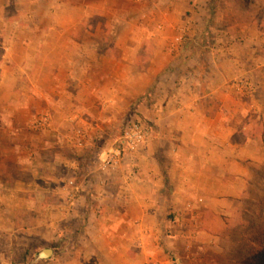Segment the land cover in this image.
Segmentation results:
<instances>
[{
  "label": "crops",
  "instance_id": "obj_1",
  "mask_svg": "<svg viewBox=\"0 0 264 264\" xmlns=\"http://www.w3.org/2000/svg\"><path fill=\"white\" fill-rule=\"evenodd\" d=\"M246 2L248 21L224 32L240 37L239 42L216 38L207 44L202 37L182 52V46L172 45L174 28H168L178 6L191 10L187 0H167V47L138 41L139 30L154 37L162 26L156 11L141 8L145 0H0V264H13L20 245L30 252L44 232H55L60 212L86 194L113 192L115 210L122 212L116 219L131 222L120 225L128 231L117 233L118 239L97 235L95 246L100 238L104 243L91 253L104 259L109 252L126 258L124 241L137 247L136 232L156 228L157 202L165 201L172 215L187 219L186 227L232 208L245 193L252 166L264 160V0ZM12 3L21 8L10 19L14 26H8ZM113 32L116 41L107 43ZM29 67L36 68L32 76ZM25 82L33 84L19 90ZM151 88L153 107L160 108L143 112L164 117L167 170L152 153L147 155L146 147L157 148L151 138L136 153V174L118 167L106 170L119 176L117 181L94 171L85 181L77 167L86 149L74 145V119L89 114L112 121L109 115L125 113V100ZM42 102L51 103L53 121L34 129L31 116L41 111ZM69 180L76 184L74 197Z\"/></svg>",
  "mask_w": 264,
  "mask_h": 264
},
{
  "label": "rangeland",
  "instance_id": "obj_2",
  "mask_svg": "<svg viewBox=\"0 0 264 264\" xmlns=\"http://www.w3.org/2000/svg\"><path fill=\"white\" fill-rule=\"evenodd\" d=\"M187 1V7L191 10L184 11V6H178V10L175 12L177 14V19L173 20L172 27H169L170 29L168 28V31L174 28V31L172 32L174 33L173 36L176 35V39L173 38L172 40V45L174 47L179 49V47L182 46L183 52L185 51L183 46L194 47L201 42L202 37L207 44L213 42V40L216 41V38L219 39L218 42L220 43H228L231 41L237 43L240 41V37L229 33L224 34V32L228 27L235 28L236 26H242L248 21L249 17L246 16L244 10V6L247 4L246 0H202L203 8H201L202 5L199 0L198 2L196 0ZM145 3V6H141V8H144V10H151L153 14L156 11L157 18L161 19V21H156L162 26L159 28L158 34L154 37H151L150 35L147 36L144 31L139 30L138 32L140 36L138 37V41L143 44L149 42L150 44H160L167 47V0H145ZM19 7V5L16 7L13 3L11 4L8 8L9 10H7V16L9 18L7 22H11L10 19L14 17L16 9ZM165 12L166 15H164ZM211 12L217 16L213 18L214 15L212 16ZM10 22L8 23V26H11V24L14 26L13 22ZM152 26L153 23L147 28L148 31L152 30ZM215 27L223 33H217V30L213 31ZM206 32H208V35ZM102 37H104V35ZM93 40L98 42L100 36L95 35ZM115 41L116 35L114 32L106 36L107 43H113ZM107 52L109 53V51ZM190 55L193 54L189 53L188 56H186L187 59H190ZM182 58L183 53L179 54L177 57V59ZM141 63L143 64V67L147 64L144 60H142ZM20 70L21 69H19V71ZM26 72L32 76V74L36 72V68H26ZM21 74L26 77L23 72H21ZM163 74L164 72L161 73L162 77L164 76ZM165 78L164 81L166 82L162 81L163 84L167 83V74L165 75ZM25 83L22 84L24 88H20L19 90L23 91L33 84L28 82ZM153 93V89H148L145 94L134 100H125L124 103L128 105V108L122 116L115 117L114 113H109L110 111L108 109V113L111 114L109 115V118H111L112 121L105 122L103 121L102 116L97 117L89 114H83L74 119L72 122L74 132L79 128L83 132V137L87 142V145H85L87 147H81V149H86V158L84 159L83 168L82 164H78L77 167L80 176H87L85 181L88 180L93 171L99 173L101 176L104 175L102 173L106 171L100 170L101 161L115 146L114 141L119 139L123 124L128 120L133 119L139 120L149 127L150 133L147 141L152 138L151 140L156 142L157 148L156 151H154L148 146L146 147V153L147 155H151L152 153L154 157H157L160 166L163 167V169L165 168V171L167 170V130L163 129V126L166 127L163 120L164 117L157 114V118H154V116H147L143 112L150 108H155V110L160 108V105L153 107L156 103L152 100ZM35 103L36 102L34 101L31 105L33 106ZM100 103H102V100ZM43 105L40 104V112L32 113V120L46 115L49 116L50 121L51 118L53 121L54 110L51 109V103H45L44 107ZM140 105H142V107ZM158 119H160L159 122ZM144 144L140 145L133 154L125 152L122 155L118 167H126V169H122L123 172L128 169L131 173H137L136 166L138 165L135 162V156L137 151H139ZM153 148H155V146ZM87 155L92 159L90 163H87L86 161L89 159ZM146 164V167H148L149 163ZM251 169L249 177L246 179L245 193L237 202L232 203V208H230L227 213L222 212L219 217L216 216V219L214 216H210V219L206 218L203 222L198 224L193 223L192 226L186 227L184 222L187 224L190 223L187 219L182 221V218H177L178 216H174V213V215H172V212L170 213L168 210L165 201L161 203L157 202L156 228L151 229V231L149 230L148 234H146L144 230L136 232L137 235L134 236V241H139L138 244L136 243L137 247H130L129 245L131 244L124 241V243L128 245L124 247V250H127L126 258H123L120 254L115 257L114 255L116 253L112 256L111 252H109L107 253V259H104L101 258V255L94 256V254L91 253V248L93 247L98 252L101 250L99 248L104 243L103 238H100L101 244L95 246V243L99 242V240H97V235L100 232L104 236L107 235V233L108 235L113 234L111 239L115 240L118 239L115 238L117 233H122V231L125 232V230L128 231V228L126 229V227H123L121 230L122 226L120 227V225L131 222L130 220L116 219L122 214V212L115 210V208H117L114 205L116 202V196H112L113 192H111V194H94L92 197L86 194L81 199L82 201H79L74 205L72 204L69 208L60 212L61 217L58 229L55 232H44L43 240H41L36 247L30 248V252L26 249L25 245H20V247L13 253L15 257L12 259V263L264 264V256L262 259L258 254H254V252L262 248L263 245L256 237L254 238V226L250 223V220L252 219L264 235V160L261 163L253 165ZM158 171L159 170H157L156 173H158ZM106 175L113 176L112 178L114 181L119 180V176L113 172H106L105 176ZM160 188L161 193L166 194L167 179L162 181ZM110 189L113 191L114 187L111 186ZM71 194L70 197H74L71 196ZM106 198L107 202L113 206V209H106L104 207L106 205V207L109 206V203L107 204L105 202ZM101 199L103 200V203H101ZM111 200H113V202ZM247 208L250 210V215L246 211ZM117 212L118 214H116ZM195 214L196 211H194L190 217H193ZM142 222L143 221L138 224L134 222L136 228L144 224ZM106 223H108L109 226H106ZM106 227L108 228L106 229ZM127 238H130V235H128ZM51 245L57 246L56 252L53 251L52 256L48 259L32 263L33 257L38 250L42 248L52 249ZM100 259L102 262H99Z\"/></svg>",
  "mask_w": 264,
  "mask_h": 264
},
{
  "label": "built area",
  "instance_id": "obj_3",
  "mask_svg": "<svg viewBox=\"0 0 264 264\" xmlns=\"http://www.w3.org/2000/svg\"><path fill=\"white\" fill-rule=\"evenodd\" d=\"M31 126L35 129H43L50 126L49 116H41L31 122ZM150 129L147 125L139 120H128L123 124L122 132L119 139L115 140V146L106 154L100 163V170L116 169L120 165L122 155L126 152L133 154L140 145L147 141ZM77 147L84 146L83 132L78 128L74 132ZM68 185L73 189L71 196L76 193V184L73 180L68 181Z\"/></svg>",
  "mask_w": 264,
  "mask_h": 264
},
{
  "label": "trees",
  "instance_id": "obj_4",
  "mask_svg": "<svg viewBox=\"0 0 264 264\" xmlns=\"http://www.w3.org/2000/svg\"><path fill=\"white\" fill-rule=\"evenodd\" d=\"M211 14L214 15L213 12H211ZM87 157H88V156H87ZM88 158H89V159H87L86 161H87V163H90V161H91L92 159H91L90 156H89ZM81 164H82V168H83L84 162L81 163ZM83 170H84V169H83ZM246 211H247V213H249V215H250V210H249L248 208H247ZM250 219H251V218H250ZM250 223L254 226V231H255V236H254V238L256 237V238L258 239V241L263 245L262 248H260V249H259L258 251H256V252H254V254H255V253L258 254L259 257L263 259V256H264V240H263V239H264V235H263V232H262L261 230H259L260 228L257 226V224L254 223V221H253L252 219L250 220ZM255 228H256L257 230H256ZM257 239H256V240H257ZM51 247H52L53 251L56 252V247H57V246H56V245H51Z\"/></svg>",
  "mask_w": 264,
  "mask_h": 264
},
{
  "label": "water",
  "instance_id": "obj_5",
  "mask_svg": "<svg viewBox=\"0 0 264 264\" xmlns=\"http://www.w3.org/2000/svg\"><path fill=\"white\" fill-rule=\"evenodd\" d=\"M52 254L53 250L51 248H44L34 255L32 263L48 259L50 256H52Z\"/></svg>",
  "mask_w": 264,
  "mask_h": 264
}]
</instances>
